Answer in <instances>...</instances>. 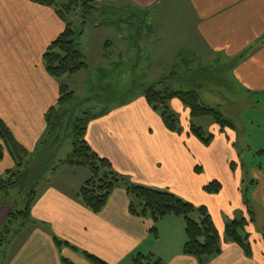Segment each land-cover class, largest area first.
<instances>
[{
  "label": "crops",
  "instance_id": "crops-1",
  "mask_svg": "<svg viewBox=\"0 0 264 264\" xmlns=\"http://www.w3.org/2000/svg\"><path fill=\"white\" fill-rule=\"evenodd\" d=\"M96 1L101 5L130 2L150 16L153 14L154 19L172 15L157 7L158 3L166 0ZM181 1L185 10L181 27L169 29L165 25L167 22L163 24L162 20H156L157 24L161 23V32L154 25L146 29L151 37L149 46L145 44V51L150 62L157 60L153 61V66L168 65V50L175 49L173 44L183 41L191 33L189 38L193 44L188 39L190 51L203 49L223 58L219 60L235 63L223 81L235 98L234 102L228 103L229 108L238 104L240 108L253 107L254 99L264 101V0ZM149 8H152L150 12ZM63 29V22L51 8L29 0H0V121L29 154L26 161L35 158L39 142L46 132V114L58 99L60 83L47 74L43 55ZM123 48L121 46L120 51ZM163 49L165 53L158 57ZM121 56L124 55H119L118 60ZM210 60L215 61L214 58ZM176 64L171 63L173 66ZM231 84L235 85V90L245 93L248 102L244 96L239 103L237 91L234 90L233 94ZM223 87L204 86L198 91L199 95L201 91L208 95L210 100L204 101L205 104L220 107L221 103H217L216 98L226 90ZM169 107L177 115L181 113L184 116L186 126H181V134L168 132L160 116L142 96H138V99L111 107L105 115L91 120L85 140L93 151L108 159L114 170L132 183L167 190L194 206L207 208L221 237L222 251L206 264H264V230L263 233L257 231L254 221L245 227L250 256L236 244L226 241L224 233L228 222L249 220L245 199L249 201L250 209L251 201L257 203L264 229V172L254 169L247 172L248 188L244 197L241 157L236 150L233 131L227 129L226 135L223 131L218 134L219 127L212 123L213 139L206 146L190 133L189 111L182 103L173 99ZM216 143L224 154L218 160L219 171L223 174L217 171L209 176L202 165L208 159L201 153L203 150L214 151ZM0 148L1 177L15 168V162L1 140ZM212 161L217 162L214 157ZM199 168L201 170L197 172L195 169ZM77 170L59 168L51 171L50 174L57 172V184H46L40 190L39 198L31 209L36 225L23 227L15 236L18 240L14 238L10 244L16 241L18 247L6 263L62 264L61 259L64 258L77 264H90L79 252L55 245L52 237H57L107 264H123L130 257L133 259L138 254H146L137 251L150 237H155L149 232L155 225L156 237H178L177 244L174 248L169 246L167 250L149 254L153 253L161 264H198L196 259L183 254L186 237L182 218L168 216L154 224L148 217L132 216L128 212L129 198L123 188L115 190L103 210L94 214L75 198L88 178V173L80 169L84 171L85 178L74 185L70 179L74 178ZM212 181H218L222 186L218 194H208L203 190ZM9 211V206L0 205V227ZM163 229H167L166 236ZM24 233V239H20Z\"/></svg>",
  "mask_w": 264,
  "mask_h": 264
},
{
  "label": "trees",
  "instance_id": "trees-1",
  "mask_svg": "<svg viewBox=\"0 0 264 264\" xmlns=\"http://www.w3.org/2000/svg\"><path fill=\"white\" fill-rule=\"evenodd\" d=\"M29 1L51 8L64 24L63 31L49 44L43 55L47 74L55 80H60L64 76H71L87 69L85 58L77 47L76 37L83 34L88 22H91L98 13L97 1L68 0L66 4H60L61 0ZM73 12H77L82 20L78 33L70 19ZM139 32L138 29L137 33ZM184 60L181 59V64L177 63L168 76L159 82L149 83V86H145L140 96L160 116L164 128L174 134H181L182 129L178 115L170 109L168 104L173 99L180 101L189 111L190 133L207 146L212 141L213 135L207 134L201 127L195 125V120L210 117L213 119V124L220 128V131L225 127L234 131L236 127L233 122L223 116L220 107L205 104L201 100L198 90L204 86L218 88L226 87V85L220 78L214 77L215 72L220 69L214 68L208 73L207 69L190 70ZM234 64L229 65L230 69ZM206 74L208 76L205 81ZM173 84L178 88L172 89L170 85ZM159 87H162V90L158 89ZM75 99L74 92L69 90L67 85L60 83L57 102L46 114V132L39 142L35 158L30 161H26L27 157L29 158L27 151L14 140L9 130L0 121V140L3 141L15 162V168L0 177V205L8 206L6 199L15 190L19 194H24L26 200L23 210H10L7 214L0 232V244H10L23 227L36 225V221L31 217V209L39 198L38 188L41 186L43 175L49 169L55 171L65 167L69 169L83 168L88 172V178L77 191L75 198L90 212L100 213L112 193L123 188L129 198L128 212L132 216L148 217L154 224L168 216L183 219L186 237L183 246L184 255L193 257L198 264H206L221 254L222 240L205 206H194L167 190H156L132 183L129 178L116 172L108 159L93 151L85 140L87 126L91 120L105 115L111 107H104L97 113L85 111L77 116L76 108L73 107ZM66 139L71 141V152L66 159L59 161L58 166H53L54 152ZM195 170L200 172L201 169ZM221 188L218 181H212L203 190L208 194H218ZM244 204L249 220L237 219L228 222L224 233L226 241L236 244L245 255L250 256L249 237L245 227L248 222L254 221V213L250 209L248 200L245 199ZM149 232L155 237L157 236L155 225ZM52 238L55 245L58 247L67 246L73 251L79 252L91 264H107L87 252H81L57 237ZM152 259H154L152 256L138 254L132 261L134 264H148V261H152ZM145 260H148L147 263ZM61 262L62 264H72L64 258L61 259ZM154 264H161V262L155 260Z\"/></svg>",
  "mask_w": 264,
  "mask_h": 264
},
{
  "label": "rangeland",
  "instance_id": "rangeland-1",
  "mask_svg": "<svg viewBox=\"0 0 264 264\" xmlns=\"http://www.w3.org/2000/svg\"><path fill=\"white\" fill-rule=\"evenodd\" d=\"M67 2L68 0H61L60 4H66ZM96 6L98 8V13L94 16L91 22H88L83 30V34L76 37L77 47L85 58L87 69L71 76H64L58 80L59 83L67 85L69 90L74 92L76 99L73 107L76 108L75 114L77 116L85 111L95 113L99 112V110L104 107H114L124 103L128 104L138 99V96L142 94V90L145 86H149V83L154 81L155 83L159 82L164 76H168L173 68L177 66L171 65V63L181 64V59H185L184 61L190 70L201 68L207 69L208 73L214 68H217L220 69V71L215 72V78H220L221 81H224L227 77L226 75L229 72L230 64L225 60H219L223 58L215 57L211 53H208L207 51L205 52L203 49L196 48L191 51L188 49V39L193 44L192 38H189L191 33H188L186 36L187 38L183 41L173 44L175 49L168 50L170 55L168 57L170 59L168 65L156 67L153 66L152 63L157 60H152V62H150L145 47L147 45L149 46L148 42H150L151 36L146 33V29L154 25L157 26L159 32H161V23L157 24L156 20H162L163 24L167 22L165 25L169 29L181 27L185 20V10L181 0H166L158 3V8L164 9V12L166 13H172V15L166 14L167 16L170 15L169 18L163 15L161 20L154 19L152 13V16H150L147 11L133 6L130 2H120L115 3L114 5L108 2L101 5L97 2ZM151 9L152 8H149L148 12H150ZM70 19L74 25L75 31L78 33L81 29L80 24L82 22L80 15L77 12H73ZM142 24L145 26L142 27ZM94 25H96L95 28L93 27ZM138 29L141 30L139 33H137ZM147 38L148 41H146ZM145 44L147 45L145 46ZM121 46H124V48L120 51ZM163 53H165L164 49L162 52L160 51L158 53V57H161ZM119 55L124 56H121L118 60ZM210 58H214L215 61L210 60ZM159 59L161 58H158V60ZM206 76H208V74L204 76L205 81ZM170 87L172 89L178 88L175 84L170 85ZM231 87L233 88L232 92L234 94L235 85L231 84ZM223 88L226 90L219 93V98L217 97L216 99L218 100L217 103H221L220 111L223 116L233 122L236 127L233 133L235 135L236 150L241 157V172L243 180L241 186L245 197V192L248 188L247 172H250L252 169L264 172V101L254 99L256 103L254 102L253 107L240 108L241 105L238 104V106L235 105L232 108H229L228 103H230V101L234 102L235 98L231 96L232 93L227 87ZM158 89L162 90V87H159ZM237 95V99L240 103L244 98L245 93L238 90ZM200 96L203 102H208L210 100L208 95L204 94L202 91L200 92ZM245 101L248 102L246 96ZM178 119L180 121V126H186V121L181 113L178 115ZM194 122L195 125L201 127L207 134H213L211 129L213 125L212 118H201ZM227 129L228 128L225 127L222 132L219 128L217 132L218 134L222 132L226 135L225 130L227 131ZM213 150L214 151L211 152L208 150L204 152L203 150L201 153L203 158L208 159V161H205V165H202L204 166V172L209 176H212L217 171L219 174H223V171L222 173L219 171L220 169L218 166L220 164L218 163V160L222 159L224 154L221 152V148L217 143L214 144ZM70 152L71 141L66 139L54 152L53 166H58L59 161L66 159ZM213 157L217 162H211ZM61 169L73 170L65 167ZM80 169L85 170L79 168L78 171L74 168V170H77L75 171L76 174H74L73 179H70L75 183L74 185L80 184L85 178V176L83 177L84 171L81 172ZM51 170L53 169H49L43 175L40 184L41 186L39 185L40 187L38 188L39 191L44 188L46 184H57V172L50 174ZM224 182L227 184L226 181ZM6 201L10 210L20 211L26 206L25 195L19 194L17 190L12 191ZM251 209L254 213L255 229L263 233L262 214L257 207V203L254 204L251 201ZM1 228L2 226L0 227V232ZM162 232L164 235L167 234V229H163ZM19 237L20 239H24L25 233L23 236ZM16 238L18 240V237H15V239ZM177 239L178 237H150L137 252H145L146 254H144V256L147 257L152 256L154 259H152V261L145 260V263L148 261V264H154V261L158 259L153 256V253H151V255L149 252L164 251L167 250L169 246L174 248L177 244ZM8 245L9 244L7 243L0 244L1 264H9V262H6L13 256L14 251L18 247L16 241L13 242L12 245ZM133 256H135V254ZM81 259L82 261L86 260L83 258ZM69 262L77 264L71 260H69ZM123 264H134L132 257L126 259Z\"/></svg>",
  "mask_w": 264,
  "mask_h": 264
}]
</instances>
